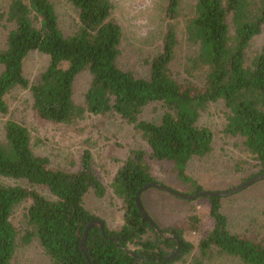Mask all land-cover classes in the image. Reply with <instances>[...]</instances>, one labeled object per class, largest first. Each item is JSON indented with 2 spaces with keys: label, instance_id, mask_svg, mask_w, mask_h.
Listing matches in <instances>:
<instances>
[{
  "label": "trees",
  "instance_id": "1",
  "mask_svg": "<svg viewBox=\"0 0 264 264\" xmlns=\"http://www.w3.org/2000/svg\"><path fill=\"white\" fill-rule=\"evenodd\" d=\"M67 1L77 14L71 31L62 29L52 0H13L3 15L12 27L5 47L0 48V115L9 113L7 95L22 88L30 91L33 108L44 121L72 126L87 115L114 112L134 125L146 148L130 151L112 183L122 204L123 225L111 230L104 221V234L92 228L85 254L81 246L85 229L100 218L86 209L84 198L91 191L99 198L106 195L90 152L83 154L79 171L55 170L48 158L33 150L28 129L8 120L0 140V178L23 181L27 186L0 184V264H12L19 240L24 245L37 242L50 264H178L195 251L199 257L194 264L219 256L243 264H264L263 242L230 231L222 197H205L213 227L198 243L189 238L200 226L198 217L191 218L190 228L161 227L146 210L163 233L178 241L164 239L136 203L138 191L158 182L154 162L174 163L179 179L192 184L193 191L187 195L204 191L189 177L187 168L192 160L203 159L213 150L214 133L199 122L213 103L225 105L224 134L242 140L257 170L253 178L264 174V46L250 54L253 39L264 29V0H195L184 31L192 49L186 72L189 76L202 72V86L180 82L172 70L179 46L174 22L181 16V0H167L170 23L161 51L149 63L148 77L120 66L123 29L112 17V0ZM32 53L48 57L46 68L34 82L25 74V61ZM84 71L91 79L85 104L79 105L74 101V85ZM151 105H161L163 114L158 121L142 120ZM145 192L140 195L144 209ZM28 201L22 235L12 216Z\"/></svg>",
  "mask_w": 264,
  "mask_h": 264
},
{
  "label": "rangeland",
  "instance_id": "2",
  "mask_svg": "<svg viewBox=\"0 0 264 264\" xmlns=\"http://www.w3.org/2000/svg\"><path fill=\"white\" fill-rule=\"evenodd\" d=\"M13 0H0V48L6 44L11 25L5 21L4 14ZM60 16L61 27L65 31L75 29L77 14L67 0H52ZM112 17L123 29V42L120 66L139 77H148L150 61L161 51L163 38L170 20L166 16L167 0H112ZM195 0H181V16L174 24L179 35L176 59L172 64L175 77L180 82L193 81L203 85L204 75L196 72L189 76L186 72L187 58L192 49L185 39L186 21L194 12ZM264 46V29L251 44L250 54L260 51ZM48 57L32 53L25 61V74L34 82L46 68ZM90 74L84 71L76 78L74 101L85 104V93L90 84ZM9 113L0 115V140L4 139V125L8 120L23 124L29 131L33 150L37 155L50 160L51 168L77 172L81 168L83 154L88 151L93 167L106 187L103 198L91 191L84 198L86 209L105 221L111 230L123 225L121 201L115 196L112 183L119 167L129 157L130 151L146 148L134 125L123 120L116 113L94 116L87 115L75 125L67 126L40 119L34 108L29 90L16 88L6 97ZM161 105L147 107L142 120L158 121L163 114ZM226 108L221 102L210 104L200 117V125L209 127L214 133L213 150L203 159H194L187 168V174L204 191L227 192L253 178L257 170L242 147V140L227 137L224 134ZM153 172L158 183L187 195L193 191L192 184H184L171 162H154ZM251 180V179H250ZM0 184L27 186L25 182L0 178ZM47 197H51L45 188H39ZM191 196V195H189ZM145 210L161 227L169 225L190 228L192 217H198L200 226L189 235L190 240L198 243L213 227L209 215V202L205 197L189 201L163 190L151 188L143 194ZM31 202L18 206L12 216V222L20 234H24L26 214ZM223 213L228 217L232 233L264 243V180L248 188L222 198ZM189 225V226H188ZM198 251L187 257L185 263L194 264ZM12 264H50L43 249L37 242L24 245L19 240L18 249ZM205 264H243L229 257H215Z\"/></svg>",
  "mask_w": 264,
  "mask_h": 264
},
{
  "label": "water",
  "instance_id": "3",
  "mask_svg": "<svg viewBox=\"0 0 264 264\" xmlns=\"http://www.w3.org/2000/svg\"><path fill=\"white\" fill-rule=\"evenodd\" d=\"M261 180H264V174L263 175H259L257 177H254L253 179H251L250 181H248L247 183L231 190V191H227V192H209V191H202L200 192L199 194L197 195H193V196H189V195H185V194H182L174 189H171L163 184H160L158 182H153L147 186H145L143 189H141L140 191H138L137 195H136V203H137V206H138V209L140 211V213L142 214V216L146 219V221L155 228V230L159 233L160 236H162L164 239H176L178 241L177 238H175L174 236L172 235H169V234H165L163 233L159 227L156 225V223L153 221V219L149 216V214L147 213V211L144 209L141 201H140V195L148 190V189H151V188H157V189H160V190H163L171 195H174L176 197H179V198H182V199H185V200H189V201H193V200H197L201 197H211V196H214V197H227V196H231L233 194H236L246 188H248L249 186H251L252 184L258 182V181H261ZM94 227H98L100 228V230L102 231V233L104 234L105 233V223L103 220L101 219H94L93 221L90 222V224L86 227L85 229V233H84V236L82 238V243H81V246H82V250L83 252L86 254V240H87V237H88V233L89 231L94 228ZM115 241H117L115 239ZM179 243V242H178ZM180 250V245H178V249L175 253L178 254ZM130 254H132L131 252H129ZM133 256L136 257V255L132 254Z\"/></svg>",
  "mask_w": 264,
  "mask_h": 264
}]
</instances>
